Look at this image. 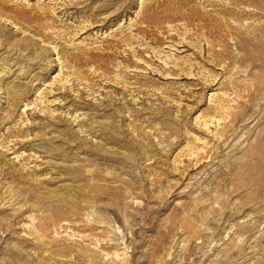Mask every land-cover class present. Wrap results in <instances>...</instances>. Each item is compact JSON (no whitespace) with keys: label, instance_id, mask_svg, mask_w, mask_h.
<instances>
[{"label":"rangeland","instance_id":"rangeland-1","mask_svg":"<svg viewBox=\"0 0 264 264\" xmlns=\"http://www.w3.org/2000/svg\"><path fill=\"white\" fill-rule=\"evenodd\" d=\"M0 264H264V0H0Z\"/></svg>","mask_w":264,"mask_h":264}]
</instances>
